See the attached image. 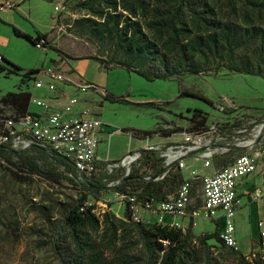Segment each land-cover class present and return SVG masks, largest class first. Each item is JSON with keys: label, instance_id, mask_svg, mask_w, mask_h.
Here are the masks:
<instances>
[{"label": "trees", "instance_id": "obj_1", "mask_svg": "<svg viewBox=\"0 0 264 264\" xmlns=\"http://www.w3.org/2000/svg\"><path fill=\"white\" fill-rule=\"evenodd\" d=\"M64 3L79 16L70 27L71 33L97 47L99 56L90 59L107 71L114 66L147 81H180L185 74L202 75L209 70L264 79V0H65ZM14 31L34 46L45 41V48H51L49 34L37 31L32 37L17 28ZM12 72L0 65V76ZM37 73L29 72L26 78ZM31 98L28 91L10 92L0 98V130H4L8 119L18 121L31 114ZM127 98L129 95L115 97L114 101L149 108L158 106L154 102L134 103ZM188 123L187 128L167 123L172 127L133 134L141 140H153L181 133L201 136L209 131L208 114L196 112ZM1 146L4 148L0 149V162L15 169L17 182L26 184L29 176L37 175L52 187L65 190L61 193L62 200L50 202L44 207L45 212L39 213L43 217L39 229L42 245L59 264H211L212 240L235 264H264V256L255 252V246L245 256L221 243L217 226L213 233L196 236L191 227L183 231L154 223H136L129 202L123 218L111 211L100 216L95 213L92 201L103 200L106 191L154 204L175 196L184 183V175L175 165L162 178L166 170L159 151H140L142 159L126 177L124 169L110 173L107 167L111 163L96 161L93 168L97 172L82 181L73 160L52 157L46 152L48 148L17 151L11 141ZM215 161L223 164L225 160L218 157ZM38 162L51 163L44 170ZM113 183L117 184L110 186Z\"/></svg>", "mask_w": 264, "mask_h": 264}, {"label": "rangeland", "instance_id": "obj_2", "mask_svg": "<svg viewBox=\"0 0 264 264\" xmlns=\"http://www.w3.org/2000/svg\"><path fill=\"white\" fill-rule=\"evenodd\" d=\"M50 1L33 0L32 9L41 19L39 25L20 18L19 28L35 37L36 27L42 29L49 24L51 48L38 49L25 38L14 40L8 54L18 69L5 62L4 66L13 72L0 76V97L10 92L31 93L36 74H32L30 79L26 78V74L64 60L74 70L68 76L73 89L85 85H91V89L93 85L104 86L116 98L129 95L134 101L157 102L159 107L156 108L118 102V111H109V115H116L126 126L140 131H154L159 125L166 126L164 129L171 128L167 123L189 126L188 120L196 112L208 114L209 124L213 125L225 119L218 115L214 105L226 99L240 109H263L264 79L256 76L209 70L202 75L185 74L180 81H147L114 66H110L109 71L105 70L97 61L90 59L99 56L97 47L70 31L79 16L69 11L65 0ZM229 120L234 121L232 117ZM13 161L17 162V158L13 157ZM49 163L38 162L44 170L49 168ZM59 170L63 172L64 168L59 167ZM14 172V168L0 162V264H59L50 250L42 245L39 229L43 225V217L39 213L45 212L44 207L50 202L62 200L61 193L65 190L52 187L37 175L29 176L26 184H21L16 181ZM103 195V200L92 201L96 205V213L102 215L111 211L118 218H123L125 204L121 203L117 194L106 191ZM214 230L213 222L206 220L192 229L196 236L213 233ZM209 244L213 247L211 264H235L217 242L212 240Z\"/></svg>", "mask_w": 264, "mask_h": 264}, {"label": "built area", "instance_id": "obj_3", "mask_svg": "<svg viewBox=\"0 0 264 264\" xmlns=\"http://www.w3.org/2000/svg\"><path fill=\"white\" fill-rule=\"evenodd\" d=\"M15 8L14 0H3L0 5V11H13ZM44 45L45 41H41L35 47L47 50ZM3 60L0 54V64ZM71 71L72 66L61 60L38 71L33 90H44L50 98L38 99L32 95L31 104L41 108L44 117L28 114L18 121L8 119L4 130H0V145L11 141L17 151L29 150L33 146L55 150L73 160L80 179L86 181L97 172L93 165L99 161L97 146L103 123L82 109L76 94L66 90ZM91 88V85H85L81 89L87 92ZM229 100L214 105L218 115L225 119L213 125L208 123V133L201 136L175 134L174 143L149 145L146 150L159 151L164 159L166 172L162 178L177 165L184 175V183L175 196L158 204L116 193L125 208L127 202L132 204L131 217L134 222L154 223L186 231L190 227L195 229L202 220L221 221L219 241L228 248L239 250L235 220L242 203L238 193L242 181L262 175V184L250 196L254 203L264 207V107L261 111L255 110L256 115L250 109H240ZM218 157L224 158L223 164L216 163ZM141 159V152L136 151L109 164L107 169L110 173L124 169L126 177ZM167 217L173 220L167 222ZM258 226L264 228V219L259 221ZM256 253L264 256V243L260 246V252Z\"/></svg>", "mask_w": 264, "mask_h": 264}, {"label": "crops", "instance_id": "obj_4", "mask_svg": "<svg viewBox=\"0 0 264 264\" xmlns=\"http://www.w3.org/2000/svg\"><path fill=\"white\" fill-rule=\"evenodd\" d=\"M2 2L3 0H0V5ZM14 2L16 4V8L13 11H0V54H2L4 57V61L0 65L3 66L5 62L11 63L14 66L17 65L14 59L9 56L8 49L14 40L21 38L18 37L14 31V28L20 30V18H22L25 22L29 21L30 24L33 22L37 25H39V21L41 20L40 16H38V13H35V10L32 9L33 0H14ZM48 26L49 24H47L46 27H43L42 29H39L38 27H36V29L42 34H49V29H47ZM23 33L31 36V34L25 30ZM93 87L94 89L85 92L81 88L75 87L73 89L69 83V86L66 88V90L70 93L76 94L81 101L83 107L82 109L89 111L90 116L99 118L103 123V129L98 137L97 146V158L100 162H118L130 153L146 150L149 145H164L175 142V136L172 138H162L157 136L153 140H141L134 136L133 133L140 130L126 126V124H124L120 118H118L116 115L113 116L114 114L109 115V111H118L116 108L118 103L114 101V94L109 92L110 90L108 87L105 88L104 86L96 85H93ZM31 95H35V97L38 99L50 98V96L44 90L34 91L33 85L31 88ZM127 99L134 103H146L142 101H134L132 100L131 96H129ZM30 111L32 115L44 117V111L35 105L31 104ZM250 112L258 115V113L254 110H250ZM175 126L182 128L188 127L185 125H179L177 123H175ZM165 127L166 126L163 127L159 125L155 130L158 128L163 130ZM261 184L262 175L249 177L242 181L238 186V193L242 203L240 209L237 212L235 220L236 238L238 249L245 256L251 254L254 246L256 247L255 252H260V246L262 243H264V228H259L258 226L259 221L264 219V207H260L254 203L252 197L250 196V193ZM172 220L173 219L171 217L166 218L167 222H171ZM213 224L214 229L217 226L218 231H220L223 222H213Z\"/></svg>", "mask_w": 264, "mask_h": 264}, {"label": "water", "instance_id": "obj_5", "mask_svg": "<svg viewBox=\"0 0 264 264\" xmlns=\"http://www.w3.org/2000/svg\"><path fill=\"white\" fill-rule=\"evenodd\" d=\"M263 135H264V131H263ZM262 135V136H263ZM262 137H260L257 141V143L261 140ZM4 147L0 145V149H3ZM30 149H36V150H40V151H46V150H43L41 149L39 146H33L32 148ZM11 152L13 153H17L15 152L14 150L10 149ZM48 152L49 155H51L52 157H56V158H60V159H63L65 161H69L68 158H66L65 156H63L62 154H60L59 152L55 151V150H49V151H46Z\"/></svg>", "mask_w": 264, "mask_h": 264}]
</instances>
